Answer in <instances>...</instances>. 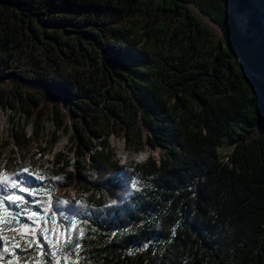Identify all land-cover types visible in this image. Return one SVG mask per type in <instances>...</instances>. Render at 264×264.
<instances>
[{
    "label": "trees",
    "instance_id": "obj_1",
    "mask_svg": "<svg viewBox=\"0 0 264 264\" xmlns=\"http://www.w3.org/2000/svg\"><path fill=\"white\" fill-rule=\"evenodd\" d=\"M236 2L256 41L242 42L222 0H0V113L12 121L0 163L10 143L25 159L67 136L81 166L60 153L31 178L34 196L17 192L44 202L81 188V248L62 264H264V0ZM112 137L148 152L126 194ZM5 207L9 237L19 207ZM41 251L16 258L55 263Z\"/></svg>",
    "mask_w": 264,
    "mask_h": 264
},
{
    "label": "rangeland",
    "instance_id": "obj_2",
    "mask_svg": "<svg viewBox=\"0 0 264 264\" xmlns=\"http://www.w3.org/2000/svg\"><path fill=\"white\" fill-rule=\"evenodd\" d=\"M222 4L224 6L225 11L231 14L232 20L234 21V24L238 31V35L240 36L242 42L249 43L250 34L249 31L247 32L244 23V17L239 11V7L236 0H222ZM249 19L250 23L248 22V27H252L253 31L257 32V30L255 29L256 26H254L255 24L253 18L250 16ZM10 117V112L0 113V142L3 139H6L9 135V130L12 127V121ZM47 127V131L52 130V125L50 123H47ZM28 130L30 131V127H28ZM110 144L115 152V159L118 160L120 166L122 167V173L124 175L123 178L124 182L126 183V194L132 188V175L130 174L129 166L134 163L140 164L144 162L148 156V152L144 151L142 153L134 155L130 150L127 149L124 139L119 137H112L110 140ZM70 145L71 144L68 140V137L61 136L59 142L52 147H49L48 145V148L44 143L43 147L48 148V150L43 152L40 151V149L38 148H33L30 154L26 156L27 158L24 159L22 155L19 156L17 154L18 151L14 144L10 143V145L6 147V153L9 154V150L13 148L15 154L10 153V158L8 160L7 156L6 158L4 157L2 163H0V174H3L5 176H12L17 172H20L24 168H29L30 172L32 174L34 173L35 175L38 174L40 170H52L56 167V156L60 153L65 155L64 159H68L70 161L71 167L69 166V170H76V172H79L81 170V166L77 163V161H75L73 155L70 153ZM148 148L150 152H153L154 154H157V152L159 151V149L153 151L149 146ZM12 161L15 162L16 165H14ZM80 193L81 188H79L78 185L68 184L62 190H60V192H57L56 195L51 194L50 191H44V194L48 196L46 198L47 200L45 199L44 202H42V200H36L39 201V203H33L35 204V206L30 205L32 204V199L26 198L27 201H29V203L27 204V208L29 211L41 213V209L47 210L45 213H43V215L47 216V220L49 221V227H52V222L55 221V227L60 237V243L58 245L56 241H52L51 244H49L40 237H37V239L41 242V247L39 248L40 251L42 246H47L51 255L52 253H56L55 255H52V257L55 259L54 264H62L61 260L64 261L67 257V252H64L62 250L64 247H66V245L63 243V237L65 232H67L68 235L72 236V232L74 231L73 224L76 222V219L72 222H69L68 217L73 214L75 215V209L80 206L78 202H75ZM63 197H66V199H64ZM69 202L70 204H74L73 208H70ZM16 212L18 213L19 217L22 218L20 222L26 223L27 220L25 219L26 214L23 212V205H21V207H19ZM52 213L56 214L55 217H53ZM62 213L65 215H61ZM60 217L62 218V223L60 222ZM16 225L14 226V228L16 227ZM30 226L35 227L34 225ZM48 239L51 240V237L49 236ZM71 242L73 241H69V243Z\"/></svg>",
    "mask_w": 264,
    "mask_h": 264
},
{
    "label": "snow or ice",
    "instance_id": "obj_3",
    "mask_svg": "<svg viewBox=\"0 0 264 264\" xmlns=\"http://www.w3.org/2000/svg\"><path fill=\"white\" fill-rule=\"evenodd\" d=\"M116 56H129L132 55V53L127 51H120L115 53ZM27 174V175H25ZM31 178L37 179V180H43L45 179L42 175H35L30 172L29 168H24L20 172L15 173L12 176H5L3 174H0V188H4L8 190L7 195H0V226L5 225L4 221V214L7 212V209L5 207V201L9 203H14L17 205V207H21L23 205V212L26 214L25 219L27 220L26 223L20 222L19 217L16 216L15 213H13V216L15 217L12 219L11 224H18V229H11L12 235L9 237L0 236V264H35L34 260L30 259H17L16 257L20 253H25L29 249H39L41 247L40 240L37 239V237H40L41 239L45 240L47 243L51 244L52 241H56L57 245L60 243V237L59 233L55 227V221L52 222V227H49V221L47 220V216L43 215L47 210L41 209V213H37L35 211H29L27 208V204L29 201H27L25 196L18 195L19 193H25L28 195H34L37 191L36 189L30 188L28 185L31 184ZM132 180V187L133 189L136 188V177H131ZM32 203H39V201H32ZM110 205H116L117 201L111 200ZM83 211V210H81ZM53 217H55V213H52ZM65 215V214H61ZM69 222L74 221L77 219V217L73 214L68 217ZM30 225H34L35 227H32ZM11 228V225L8 226ZM4 227H0V231H3ZM127 229L124 230L125 233H127ZM116 235L115 232L112 233V236L114 237ZM51 237V240L48 239V237ZM69 241H75L74 236L68 235L67 232H65L63 237V243L66 245L62 250L64 252H68L69 255H72V249H80L81 243L74 242L69 243ZM26 245V247L22 246ZM145 247L148 245L145 244ZM56 253H52V255H55ZM9 257L7 261L5 260V257ZM38 255H45L43 251L38 252ZM47 259V256H45Z\"/></svg>",
    "mask_w": 264,
    "mask_h": 264
},
{
    "label": "water",
    "instance_id": "obj_4",
    "mask_svg": "<svg viewBox=\"0 0 264 264\" xmlns=\"http://www.w3.org/2000/svg\"><path fill=\"white\" fill-rule=\"evenodd\" d=\"M197 9L199 10V12H200L202 15L206 16V17L212 22V24H214L215 26H217V27H219L220 29H222L221 26H220V24H218V22L212 20L211 17H210L208 14L204 13V12H203L198 6H197ZM240 12H241V14H242L243 17H244V23H245V26H246L247 32L249 31L250 39L252 38L253 40L256 41L257 38H258V34H257V32H254L253 29H252V27H250V26L248 27V22L250 21V19H249L250 17H249L247 14H245L244 12H242V11H240ZM249 23H250V22H249ZM224 39H225L226 43H228V41L226 40V37H225V36H224ZM232 51L238 55V57L240 58L241 65H242V67L244 68V61H243L244 59H243L242 54H241L237 49H235V48H232ZM246 74L249 75V76H251V75H253L254 73H253L252 71H247ZM263 100H264V99H263Z\"/></svg>",
    "mask_w": 264,
    "mask_h": 264
},
{
    "label": "bare ground",
    "instance_id": "obj_5",
    "mask_svg": "<svg viewBox=\"0 0 264 264\" xmlns=\"http://www.w3.org/2000/svg\"><path fill=\"white\" fill-rule=\"evenodd\" d=\"M81 194V193H80Z\"/></svg>",
    "mask_w": 264,
    "mask_h": 264
}]
</instances>
